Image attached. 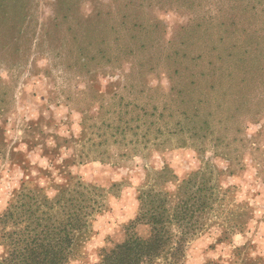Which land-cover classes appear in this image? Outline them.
I'll use <instances>...</instances> for the list:
<instances>
[{"label":"rangeland","instance_id":"obj_1","mask_svg":"<svg viewBox=\"0 0 264 264\" xmlns=\"http://www.w3.org/2000/svg\"><path fill=\"white\" fill-rule=\"evenodd\" d=\"M206 164L212 224L180 264L264 259V0H0V214L83 191L99 206L67 264H98L149 236L148 175Z\"/></svg>","mask_w":264,"mask_h":264},{"label":"trees","instance_id":"obj_2","mask_svg":"<svg viewBox=\"0 0 264 264\" xmlns=\"http://www.w3.org/2000/svg\"><path fill=\"white\" fill-rule=\"evenodd\" d=\"M212 174L206 164L181 180L169 177L166 168L148 175V187L138 194L133 226L147 225L149 236L128 234L104 250L98 264H155L159 258L180 264L188 239L212 224L219 191ZM98 206L78 189L53 198L20 192L0 214V264H67L88 236L91 214ZM251 264H264V259L257 257Z\"/></svg>","mask_w":264,"mask_h":264}]
</instances>
